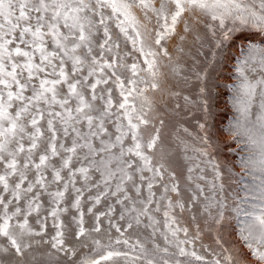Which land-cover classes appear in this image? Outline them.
<instances>
[{
	"label": "snow or ice",
	"instance_id": "obj_1",
	"mask_svg": "<svg viewBox=\"0 0 264 264\" xmlns=\"http://www.w3.org/2000/svg\"><path fill=\"white\" fill-rule=\"evenodd\" d=\"M243 29L264 37V0H0V256L264 264V38L233 50ZM201 58L232 63L227 124L209 122ZM193 78L204 118L169 146Z\"/></svg>",
	"mask_w": 264,
	"mask_h": 264
},
{
	"label": "rangeland",
	"instance_id": "obj_2",
	"mask_svg": "<svg viewBox=\"0 0 264 264\" xmlns=\"http://www.w3.org/2000/svg\"><path fill=\"white\" fill-rule=\"evenodd\" d=\"M246 32V33H245ZM252 32V33H250ZM248 33V34H247ZM264 37L258 36L253 30L243 29L237 33H234V38L232 41L233 50L239 48L242 44H248L253 42H259V40ZM198 66L199 70H203L204 67H208L206 62H203ZM189 68H191V61H189ZM232 73V63L229 61L227 64H216L208 67V79H207V91H208V103L211 110V116L209 117V122H214L217 126L221 124H227L229 119L235 115V111L232 107L231 98L235 95L227 85L235 83L231 79ZM180 90L182 92L181 97L179 98V103L181 104V109L179 114L176 112H170L168 116L165 117V128L163 130L162 136L164 137L165 143L169 146H174L173 144V135L177 132V129H180L179 134L188 140L190 143H195L193 137L187 136L182 131V127H187L190 132L196 134L198 132L197 120H203V104L201 102V97L199 93V81L194 78L187 84H181ZM187 95L191 99V103L185 105L183 96ZM176 101L173 100L170 102V107L175 106ZM221 139L227 141L229 137L222 136ZM235 147V145H232ZM225 154L228 153V149L223 150ZM224 157H222L223 159ZM235 157H228L229 165H234ZM178 171L183 169V161L177 158ZM232 170L234 172H241L239 166H233ZM211 178V172L208 173ZM238 177L230 175L227 170L223 178V183L225 184L226 191H231L237 188V185L233 183ZM247 179H250L248 177ZM220 234L223 236V239L227 243V246L232 247L240 243L239 238L236 236L235 232L232 229L225 227L220 230ZM134 238V237H133ZM215 238L216 234L211 231H205L203 235V243L215 247ZM35 259L31 257L28 258V264H50V259L47 256V251L44 248L37 250L35 253ZM0 259L4 261V264H14L13 257L10 256H0ZM52 264H55V261H52Z\"/></svg>",
	"mask_w": 264,
	"mask_h": 264
},
{
	"label": "bare ground",
	"instance_id": "obj_3",
	"mask_svg": "<svg viewBox=\"0 0 264 264\" xmlns=\"http://www.w3.org/2000/svg\"><path fill=\"white\" fill-rule=\"evenodd\" d=\"M247 30H249V29H247ZM246 33V32H245ZM250 33H252V32H250ZM248 34V33H247Z\"/></svg>",
	"mask_w": 264,
	"mask_h": 264
}]
</instances>
